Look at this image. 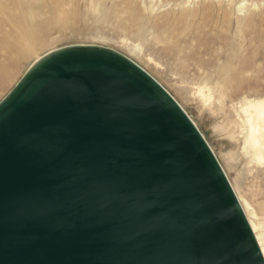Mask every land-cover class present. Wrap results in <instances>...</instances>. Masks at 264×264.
Masks as SVG:
<instances>
[{"label": "water", "instance_id": "water-1", "mask_svg": "<svg viewBox=\"0 0 264 264\" xmlns=\"http://www.w3.org/2000/svg\"><path fill=\"white\" fill-rule=\"evenodd\" d=\"M0 264H264L174 95L102 45L49 52L0 103Z\"/></svg>", "mask_w": 264, "mask_h": 264}, {"label": "rangeland", "instance_id": "rangeland-1", "mask_svg": "<svg viewBox=\"0 0 264 264\" xmlns=\"http://www.w3.org/2000/svg\"><path fill=\"white\" fill-rule=\"evenodd\" d=\"M70 45L112 47L152 73L264 222V166L249 164L235 123L264 99V0H0V103L37 60Z\"/></svg>", "mask_w": 264, "mask_h": 264}, {"label": "bare ground", "instance_id": "bare-ground-1", "mask_svg": "<svg viewBox=\"0 0 264 264\" xmlns=\"http://www.w3.org/2000/svg\"><path fill=\"white\" fill-rule=\"evenodd\" d=\"M240 4L241 5L239 6V10L243 11L245 3L242 2ZM36 33L37 32H35V30H32L33 37L38 36ZM42 58L37 60L31 67L38 63ZM198 94L203 102L207 104H211L213 102V94L211 88H209L208 86H199ZM236 115L237 118L235 119L237 120L235 121V123L241 130L240 134L242 135V137H239V140H242V148L244 150L245 157H248L249 164L252 163L255 165L264 166V99L246 103L243 106L242 111L240 113L237 112ZM234 134L236 133L234 132ZM237 196L239 200H241L244 211L248 217L251 227L258 239V242L264 254V222L258 219L259 215L257 211L247 200L243 199V201V197H241L240 194Z\"/></svg>", "mask_w": 264, "mask_h": 264}]
</instances>
